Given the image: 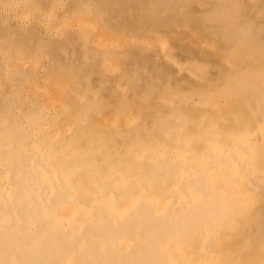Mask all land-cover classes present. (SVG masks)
<instances>
[{
	"label": "bare ground",
	"instance_id": "bare-ground-1",
	"mask_svg": "<svg viewBox=\"0 0 264 264\" xmlns=\"http://www.w3.org/2000/svg\"><path fill=\"white\" fill-rule=\"evenodd\" d=\"M0 264H264V0H0Z\"/></svg>",
	"mask_w": 264,
	"mask_h": 264
}]
</instances>
